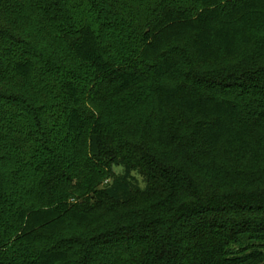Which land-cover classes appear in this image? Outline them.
<instances>
[{"label": "trees", "instance_id": "16d2710c", "mask_svg": "<svg viewBox=\"0 0 264 264\" xmlns=\"http://www.w3.org/2000/svg\"><path fill=\"white\" fill-rule=\"evenodd\" d=\"M9 1L12 30L0 26V42L11 76L29 80L33 58L50 60L34 56L15 14L61 40L78 66L50 60L45 76L60 94L30 106L12 96L0 63V148L13 135L17 150L14 183L12 172L0 179V229L10 235L0 264H264V0ZM183 41L217 62L183 70L174 47ZM243 50L251 57L225 68ZM139 61L154 79L155 146L179 145L180 164L85 108L108 89L122 101L142 88L147 70L126 68ZM174 130L187 139L171 140ZM75 187L88 199L68 209ZM70 223L89 233L63 237Z\"/></svg>", "mask_w": 264, "mask_h": 264}, {"label": "rangeland", "instance_id": "374dc122", "mask_svg": "<svg viewBox=\"0 0 264 264\" xmlns=\"http://www.w3.org/2000/svg\"><path fill=\"white\" fill-rule=\"evenodd\" d=\"M1 4L3 5L2 9L6 10V13L0 15V26L4 29H9L11 27L10 23H12V1L10 2L9 0H5ZM17 15L18 14H15L14 16L17 18L20 24L27 23L21 26L20 29L23 31V33L19 34H21V36H25L26 39L33 43V46L36 50V54L34 55L35 57H37L41 52L42 56L50 57L51 64L61 63L56 61L66 60V62H64L66 65L78 66L76 62L71 60L69 53L61 40L53 39V36L47 32V29H44L40 24L37 25L35 21L29 22L27 19ZM5 45V42H0V63L3 64V74L1 78L5 79L12 86V96L14 98L24 99L25 102H27V104L30 106H41L44 104L55 103V101H49V99L53 96V94L59 95L60 93H57L53 89L54 87L50 86V82L48 81L49 77L45 76V72L50 64V60L47 62L41 60V58H33V63L36 67V71L34 72L33 76L29 80H17L15 77L11 76V62H9V59L7 58L9 53L4 52L3 49V46ZM174 47L178 50V54H181V67L183 70L188 69V66L192 64L196 70L205 71L209 67L214 66V63L211 62H217V60L214 59H197L191 52V49L186 41L175 43ZM113 52L116 51L113 50ZM251 55L252 54L250 51L245 52L243 50L242 56L238 60L234 61V63H232L233 65L229 64V66L225 68H229L231 66L232 69H235L237 62L246 61L249 57H251ZM109 56H111V53H109ZM129 63L130 65H127L126 68L131 67L139 71L147 70V80L145 85L142 88L135 90L133 94L130 95V97H125L122 99V101H119L118 95L113 94L110 89H108L109 91L102 92L99 101L94 103L87 101L85 103L86 110L100 112L106 120L107 127H109L111 130H117L123 133L132 131L137 141L143 139V145L146 148L152 150L155 154H157L156 156L161 157L167 163L180 164L186 156L182 153V151H178V147H180L179 145L176 146L174 142H170V144L164 149L157 148L155 146L159 145V143H157V137L159 135V117L156 111V101L151 93L152 84L154 82L153 74L152 72L150 73L151 65H144V63L140 61ZM116 65L120 66L119 64ZM177 73L179 74L178 71H175L174 73L166 76L162 80L163 83L166 85H173L177 80ZM52 92L54 93L52 94ZM187 134V130H174L169 133V137L172 140L178 138V135H182L185 137V139H187ZM15 142L16 138L12 135V145L9 146V144L2 141L0 148V179L6 178L9 180L11 178L12 172L13 183V180L15 179L14 177L17 163V160L15 159L17 154V150H15ZM185 143H188L187 140ZM200 179L202 187H205L204 185L206 184L207 179L206 175L201 174ZM68 192L69 199L65 203L68 209H72L76 204L80 206L82 202L88 199L87 197L80 196L82 190L77 187L70 189ZM36 198L37 197H33V200L35 201ZM24 199L22 197V200ZM13 201L14 198L12 197V202ZM37 204L40 205L41 203L39 202ZM47 205L49 206L50 204H46L44 206ZM8 231L9 230L6 228L0 229V238H4V236L8 238L10 236L7 235L9 233ZM78 233L85 235L89 233V230L77 228V226L70 223L62 236L70 237ZM13 242L14 240L12 239L11 244ZM49 245V241H40L36 247L41 249L43 247H48Z\"/></svg>", "mask_w": 264, "mask_h": 264}]
</instances>
